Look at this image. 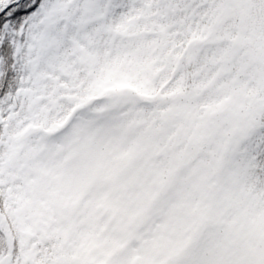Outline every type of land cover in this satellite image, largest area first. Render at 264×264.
Returning <instances> with one entry per match:
<instances>
[{"label":"snow or ice","instance_id":"1","mask_svg":"<svg viewBox=\"0 0 264 264\" xmlns=\"http://www.w3.org/2000/svg\"><path fill=\"white\" fill-rule=\"evenodd\" d=\"M0 264H264V0H0Z\"/></svg>","mask_w":264,"mask_h":264}]
</instances>
